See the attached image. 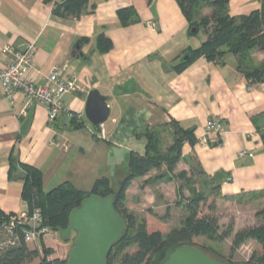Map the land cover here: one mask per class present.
Here are the masks:
<instances>
[{"label":"crops","instance_id":"1","mask_svg":"<svg viewBox=\"0 0 264 264\" xmlns=\"http://www.w3.org/2000/svg\"><path fill=\"white\" fill-rule=\"evenodd\" d=\"M63 1L0 0V69L11 57L2 52L4 47L23 49L35 42L28 78L43 84L59 66L63 76L75 77L83 87L63 97L74 118L63 111L51 123L44 103H28L22 91L9 98L0 81V207L5 216L29 209L21 195L24 170L17 167L10 174L13 157L41 170L47 192L70 181L88 193L104 178L116 189L113 179H120L121 184L130 173L132 155L144 153L145 131L176 121L193 131L197 142L183 144L175 175L164 171L171 181L157 179L160 174L153 176V171L135 178L125 204L131 193L135 204H155L152 187L158 183L156 179L160 181L157 187H166L178 179V171L191 176L192 169L216 187L218 201L236 217V223L226 226L233 228L231 237L257 225L259 211L249 203L264 202V81H252L243 70L260 66L264 52H250L243 70L239 69V56L227 52L214 61L199 57L179 71L177 65L186 59V51L199 47L207 35L203 30L191 34L177 0H88L79 16L56 13ZM263 3L230 0L228 13L248 15ZM126 8L132 13L122 20L119 10ZM150 21L155 23L154 29ZM101 37L111 45L104 52L99 49ZM95 89L107 98L110 109L103 123L104 135L86 116L87 99ZM212 118L224 121L222 134L207 136V121ZM175 189L179 187L175 185ZM162 192L159 197H172L165 189ZM224 224L220 219V232ZM43 241L53 249V258L67 259L71 241L58 234ZM248 246L255 247L254 254L262 251L254 239L240 248ZM249 255L243 262L251 260L253 255Z\"/></svg>","mask_w":264,"mask_h":264},{"label":"trees","instance_id":"2","mask_svg":"<svg viewBox=\"0 0 264 264\" xmlns=\"http://www.w3.org/2000/svg\"><path fill=\"white\" fill-rule=\"evenodd\" d=\"M181 10L190 23L191 34L203 30L207 39L197 48L190 47L186 51L187 59L177 65V70H183L199 57H205L214 61L223 57L227 52L239 56V69L243 70L244 59L252 51L264 52V3L261 9L254 10L248 15L231 16L228 13V3L230 0H177ZM88 0H64L55 8V12L64 16H79L84 11ZM211 8L209 14H202L203 8ZM132 13L131 8L119 10V16L126 20ZM197 28L194 33L193 29ZM110 42L104 37L99 39V49L107 51ZM246 77L254 82L264 81V62L254 69H244ZM74 118V116H72ZM54 123V122H53ZM173 127L174 142L166 151L158 149L159 137L154 134L148 135L147 129L144 138L146 139L145 151L143 154H133L130 159V173L122 181L119 188L113 189L109 179L97 180L90 192H84L77 188L70 181H66L56 188L45 191L43 187V174L41 170L19 162L16 158L11 160L10 174L17 167L24 170V186L22 198L27 202L30 213L36 208L41 209L45 219V225L49 226L53 232L60 228H66L69 224L70 212L80 207L82 200L91 195L98 194L102 197L113 196L114 207L127 221V229L124 237L112 248L107 258V264H162L169 255L178 247L185 245L198 246L194 240L197 237H207L210 240L226 239L233 231L232 226L224 232H220V218L216 213V202L209 205V213L203 211L204 206L209 202L210 194L215 193L216 187L210 181H204L209 185V192L190 187V197L179 191L181 199L177 204L184 205L187 215L181 227L174 228L166 238L160 231L149 232L145 220L135 218L132 213L125 211L126 192L132 181L137 177H143L150 171L161 166L165 160L168 164L169 173H173L175 167L182 157L183 144L187 141L191 145L197 142L195 134L191 130L183 129L176 121H171ZM164 173L157 178L171 181L172 177ZM179 178H185L191 185L195 171L191 169V176L188 172L178 173ZM184 199V201H183ZM264 212V210L262 211ZM261 211L258 212L260 217ZM0 207V226L8 221ZM19 240L14 241L7 247H2L3 242L8 237H0V264H67V259L53 258V249L44 243L45 236L39 239L38 247H30L24 237L22 228H18ZM74 240V237H72ZM72 238L64 239L72 241ZM254 239L262 247L260 258L249 264H264V220L263 223L247 227L240 230L234 236L232 251L240 247L247 240ZM137 246V250L129 253V247ZM211 251V248L208 250ZM255 255V254H254ZM253 255V256H254ZM113 259H116L113 260ZM220 259L230 264H245L233 261L231 258ZM36 261V262H35Z\"/></svg>","mask_w":264,"mask_h":264},{"label":"water","instance_id":"3","mask_svg":"<svg viewBox=\"0 0 264 264\" xmlns=\"http://www.w3.org/2000/svg\"><path fill=\"white\" fill-rule=\"evenodd\" d=\"M196 31L197 28H194L193 32ZM109 114L107 98L99 90L91 91L86 103V116L96 131L101 130ZM114 202L113 196L91 194L82 200L80 207L70 212L69 224L59 229L63 240L75 234L67 264H107L109 253L124 237L127 229V221L115 209ZM162 264L230 263L214 258L208 250L185 245L176 248Z\"/></svg>","mask_w":264,"mask_h":264},{"label":"rangeland","instance_id":"4","mask_svg":"<svg viewBox=\"0 0 264 264\" xmlns=\"http://www.w3.org/2000/svg\"><path fill=\"white\" fill-rule=\"evenodd\" d=\"M211 8H203L202 10V14L204 15L205 12L209 13L211 12ZM83 89V87H82ZM220 119V118H217ZM221 121H223L222 119H220ZM225 125V123H224ZM207 126V125H206ZM225 129H226V125H225ZM225 131V130H224ZM223 131V132H224ZM100 133H102V135H104V129L101 128V130L99 131ZM222 132V133H223ZM221 133V134H222ZM148 135H152L154 134L156 137H159V142H158V149H160V151H166L170 145L174 142V136H173V127L172 126H167V127H159V128H151L147 131ZM220 135V134H217ZM166 167V168H165ZM168 169V164L167 161L165 160L164 162H162L161 166L158 168L153 169L151 172L153 176L158 175L163 173L164 171H166ZM163 171V172H162ZM177 171V169H176ZM166 173V172H165ZM177 173H180V171H178ZM171 175H175V174H171ZM169 176V174H168ZM189 176V175H188ZM178 179L176 181H173L171 183H168L167 186L165 187L164 185L160 184L157 187V184H159V178L156 179V181L158 182L156 185L154 184L155 187H152V190L154 191V193L156 194V200H155V204H146L147 202H145V204L141 205V204H135L134 203V195L131 193L129 195V201L128 204L126 205L124 203L125 206V211L128 213H132L135 218L141 220L142 218L146 220L147 223V228L149 232H154V231H160L162 233V235L166 238V236L169 234L170 231H172L174 228L177 227H181L183 224V220L187 215V209L184 205H179L177 204L178 198H180L179 194H178V198H175V193L177 194L179 191H181V193L184 194L185 199L190 197V187L196 188L198 190H204L207 193L209 192V185L205 184V180L203 177H201L200 175H195L192 179V183L191 185H189L187 183V180L185 178H179L178 174H177ZM166 178V175L164 176V178H162V180H164ZM154 179V178H153ZM155 180V179H154ZM120 179L115 178L113 179V186L114 188H118L119 184H120ZM175 185L177 187H179V189H175ZM165 189L166 191H168V195L171 197L170 199H164L163 196L162 198L159 197L161 196V192L162 190ZM161 191V192H160ZM176 191V192H175ZM163 193V192H162ZM211 196L209 198V202L206 204V206H204L203 211L205 213H209V205L212 204L214 201L216 202V213L217 215L220 217V219L223 220L224 227L223 228V232L226 231V226L231 224V223H236L237 220L234 217H231L226 209V207H224V203L222 201H218V198L216 196V193H209ZM165 195V194H164ZM126 197H127V192H126ZM125 197V199H126ZM147 200L150 201V199L148 197H146ZM126 201V200H125ZM184 201V199H183ZM151 203V202H149ZM249 207L251 209L254 210H258V211H263L264 210V202H262V204H254V203H249ZM225 210H223V209ZM136 214H134V213ZM239 216V215H238ZM148 219V221H147ZM234 220V221H233ZM264 220V212L261 213L260 217L258 218V221L260 223H263ZM233 233V231H232ZM54 234H58L60 235L59 231L57 232H52L49 235H46V237L52 236ZM75 235V234H73ZM72 235V237H73ZM71 237V238H72ZM233 241L234 238L233 236L231 237V235L222 240V239H217V240H210L207 237H197L194 242L200 246V248H203L205 250H209V248H211L210 251V255L213 256L214 258H219L221 256H223L224 258H231L233 261H237V262H241L245 263V264H249L248 262H243L245 260V258L251 253V255L254 254L255 252V247L254 246H248V247H244L241 250V244L240 247L236 250L232 251V247H233ZM72 245H73V238H72ZM137 250V246H132L129 247L126 251L129 253H132L134 251ZM260 254L261 252H256L255 255L251 258L254 261H256L257 259L260 258ZM250 256V255H249ZM116 261V259H113Z\"/></svg>","mask_w":264,"mask_h":264},{"label":"built area","instance_id":"5","mask_svg":"<svg viewBox=\"0 0 264 264\" xmlns=\"http://www.w3.org/2000/svg\"><path fill=\"white\" fill-rule=\"evenodd\" d=\"M149 26L154 29L155 23L150 21ZM36 49L35 42L29 43L23 49H18L15 46H7L2 49L3 53L11 56L6 67L0 69V81L7 96L12 98L16 91H22L26 95L28 103L34 100L44 103L48 108V117L51 123L55 122L63 111H67L69 116L72 117L73 112L64 105L63 97L68 93L82 90L81 84L75 77L63 76V71L59 66L53 69L43 84H37L28 78L26 72L32 66ZM23 114H26L25 110ZM101 128H103V124ZM224 130V121L217 118L207 121V136L221 134ZM204 143L206 144V140H204ZM44 223L45 219L40 208H36L32 213L20 211L10 215L8 221L0 226V237L3 235L8 237L7 241L3 242L2 247H7L14 241L19 240L18 228L23 229L25 240L29 245L38 247L40 237H46V235L53 232Z\"/></svg>","mask_w":264,"mask_h":264}]
</instances>
